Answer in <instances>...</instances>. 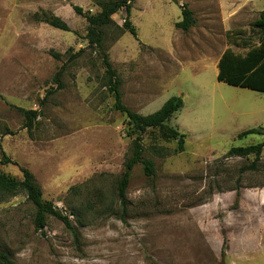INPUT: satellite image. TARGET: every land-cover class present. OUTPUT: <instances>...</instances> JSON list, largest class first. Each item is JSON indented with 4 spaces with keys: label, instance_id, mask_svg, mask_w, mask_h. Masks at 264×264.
Instances as JSON below:
<instances>
[{
    "label": "rangeland",
    "instance_id": "374dc122",
    "mask_svg": "<svg viewBox=\"0 0 264 264\" xmlns=\"http://www.w3.org/2000/svg\"><path fill=\"white\" fill-rule=\"evenodd\" d=\"M101 1L0 0V146L17 164L0 154V171L22 180L28 169L78 233L53 216L38 230L20 191L0 202V249L10 264H264V153L254 167V156H227L264 142V93L217 80L225 50L244 56L259 45L256 14L228 24L225 0H131L138 38L123 30L125 9L103 28L127 107L149 115L171 97L184 101L169 124L185 135V151L158 129L143 134L155 175L134 168L124 209L117 186L135 136L74 11L96 14ZM184 5L195 20L187 31L176 27ZM42 12L70 31L36 21ZM65 62L60 89L53 77ZM18 108L39 112L32 130Z\"/></svg>",
    "mask_w": 264,
    "mask_h": 264
},
{
    "label": "trees",
    "instance_id": "16d2710c",
    "mask_svg": "<svg viewBox=\"0 0 264 264\" xmlns=\"http://www.w3.org/2000/svg\"><path fill=\"white\" fill-rule=\"evenodd\" d=\"M99 6L100 11L96 14H91L89 12L84 13L83 9L78 6H74V11L79 15H83L87 21L85 39L88 42V48H94L99 52L108 79L107 86L115 100L114 108L125 114L128 123L132 127L133 135L135 136L132 141L130 155L124 163V170L117 186V196L121 206L125 209L129 203L127 192L134 168L137 165H142L146 176H154L156 171L154 161L144 157L145 147L142 140L143 134L149 129H158L163 138L177 141V148L175 150L177 154L185 151V135L169 124L172 117L184 107V101L181 97H171L159 110L149 115H141L133 112L124 104L119 89L120 80L117 71L113 67L109 54L104 49L103 28L112 24V17L114 14L121 9H125L126 17L124 19L123 30L132 34L135 38H138L137 29L130 21L132 9L131 0L101 1L99 2ZM33 17L36 21L46 23L55 29L64 32L70 31L68 24L58 16L42 12V16L40 13H35ZM194 24L193 12L187 5L182 6V20L176 24V27L183 31H187L194 26ZM251 27L260 33L259 45L250 49L244 56L236 55L229 49L225 50L218 63L217 80L230 86L264 93V10L261 11L259 18L252 22ZM83 52L84 49L72 55L70 59L72 60L78 57ZM52 55L58 60L61 59L60 54L52 53ZM66 64L67 62L60 67L59 71L53 77V84L57 85L60 89L63 88L62 76ZM49 93H53L52 89ZM18 112L24 117L25 127L32 130L35 125V120L39 116V112L22 108H18ZM255 133L260 132L255 129L247 130L240 133L238 137L243 138ZM263 153L264 142L248 147L231 148L227 156L241 158L254 156L255 161L252 165L254 167L255 162L259 160ZM0 154L1 164L17 165L6 155L1 146ZM20 171L23 177L22 180H18L0 171V202L5 201L9 196H14L20 191H23L26 194L28 202L35 208L34 224L38 230L44 229L47 225V218L53 216L61 220L65 227L77 238L78 233L69 219V216L64 214L51 202L44 200L41 187L37 184L33 174L28 169L20 168ZM226 243L227 241L224 240L222 257L225 256L224 248ZM0 264H10L7 253L2 249H0Z\"/></svg>",
    "mask_w": 264,
    "mask_h": 264
},
{
    "label": "crops",
    "instance_id": "0c3cea01",
    "mask_svg": "<svg viewBox=\"0 0 264 264\" xmlns=\"http://www.w3.org/2000/svg\"><path fill=\"white\" fill-rule=\"evenodd\" d=\"M264 0H225L227 3H232V5H228V7L225 9L226 14H225V21L228 24L232 23L233 18L238 15L240 12L244 11L247 16H250V12L252 14H256V17L254 19L257 20L259 18V15L263 9H259ZM227 5V4H226ZM259 9L256 13L255 11ZM222 56V55H221ZM221 56L218 58V63L221 58ZM218 72V70H217Z\"/></svg>",
    "mask_w": 264,
    "mask_h": 264
}]
</instances>
